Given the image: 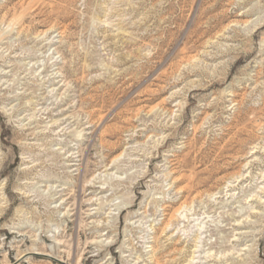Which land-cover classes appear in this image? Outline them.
I'll return each mask as SVG.
<instances>
[{"label": "rangeland", "instance_id": "374dc122", "mask_svg": "<svg viewBox=\"0 0 264 264\" xmlns=\"http://www.w3.org/2000/svg\"><path fill=\"white\" fill-rule=\"evenodd\" d=\"M0 264H264V0H0Z\"/></svg>", "mask_w": 264, "mask_h": 264}]
</instances>
